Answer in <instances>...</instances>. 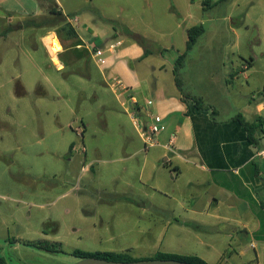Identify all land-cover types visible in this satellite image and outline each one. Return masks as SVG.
Masks as SVG:
<instances>
[{"label":"rangeland","instance_id":"rangeland-1","mask_svg":"<svg viewBox=\"0 0 264 264\" xmlns=\"http://www.w3.org/2000/svg\"><path fill=\"white\" fill-rule=\"evenodd\" d=\"M194 1L189 18L174 16L182 0H0V146L8 153L0 165L6 179L0 186H8L0 190V264H77L74 250L140 259L170 252L164 217L127 200L129 185L141 182L126 157L163 151L145 146L143 119L134 124L125 98L102 82L103 63L92 53L103 50L105 60L116 35L127 40L129 30L170 40L167 19L176 25L186 16V26L205 29L182 71L189 90L206 92L204 101L215 108L255 109L252 98L264 93V0H209L208 7ZM55 2L64 16L52 9ZM182 36L176 29V47L164 52L167 84L170 66L186 50ZM49 38L65 51L56 62L45 48ZM149 48L154 82L161 57L155 44ZM237 70L229 93L225 79ZM28 241L61 243L66 253L50 254Z\"/></svg>","mask_w":264,"mask_h":264},{"label":"crops","instance_id":"crops-1","mask_svg":"<svg viewBox=\"0 0 264 264\" xmlns=\"http://www.w3.org/2000/svg\"><path fill=\"white\" fill-rule=\"evenodd\" d=\"M199 2L203 5V0ZM193 6H196L194 0H182L174 16L192 18ZM60 8L55 2L52 9L64 16ZM186 16L176 25L167 19L171 23L166 22L163 29L170 40L161 43L148 34L132 31L158 47L156 52L161 61L153 67V74L158 76L154 82L146 65L154 54L150 50L145 56L144 47L129 34L127 40L116 35L118 40L110 47L119 42L120 46L114 53H107L100 67L102 82L109 85L110 78L118 77L128 88L121 93L112 91L118 100L125 98L122 105L129 115L135 111L138 119H143V129L152 115L164 119L165 130L158 135L156 146L162 149L161 155L133 153L126 157L127 165L139 172L141 182L140 186L129 185L127 200L140 206L144 214L164 217L162 233L164 238L168 237L170 252L167 253L197 256L208 264H264V210L261 205L264 202V160L256 157L257 151L264 148V126L255 134L258 142L255 145L244 127L233 120L243 114L247 121L254 122L258 117L264 121V93L257 99L252 98L249 107L255 106V109L243 112L238 105L223 109L215 105L218 115L214 122L210 111L198 110L191 100L181 95L175 85V64L170 66L172 79L167 84L161 76L166 67L164 52L176 47V29L182 30L181 40L186 47L190 28L186 26ZM231 32L236 34V29L232 28ZM48 40L55 46L54 57L58 59L57 54L61 57L65 51L58 50L54 38ZM82 47L78 44L76 49ZM45 48L51 52L49 44ZM53 60L56 62L55 58ZM143 65L146 68L142 69ZM228 75L225 82L230 93L229 83L236 79L238 70ZM183 81L187 92L208 101L206 92H192L188 88V78ZM168 145H172L173 152L167 149ZM3 154H8L7 149L0 146V165H3ZM164 172L167 173L162 178ZM8 179L10 190H16L13 180ZM5 180V176L0 175V183L4 184ZM7 187L1 185L0 190H7ZM32 188V183L26 185L27 191L32 192ZM17 189L18 192L23 190Z\"/></svg>","mask_w":264,"mask_h":264},{"label":"trees","instance_id":"trees-1","mask_svg":"<svg viewBox=\"0 0 264 264\" xmlns=\"http://www.w3.org/2000/svg\"><path fill=\"white\" fill-rule=\"evenodd\" d=\"M210 4L209 0H206L203 2L204 7H208ZM205 9V8H204ZM61 14V13H60ZM205 33V29L203 25L194 26L187 31V44H186V50L184 53L180 54L175 62L174 67V76H175V85L181 95L191 100L194 103V106L198 110H204V111H210L211 116L214 120V122H217V115L218 111L211 105L207 104L203 98L193 95L185 90V84L182 78V71L185 68L186 58L189 52H191L194 47L196 46L199 38ZM76 35V33H73ZM128 34L130 38H132L135 42L142 45L145 49V56L150 54V41L147 40L145 37L136 34L132 31H128ZM77 37V36H76ZM251 66V63H250ZM264 91V90H263ZM234 121L239 122L244 129L246 130L248 134V138L250 141H252L255 145H258V142L255 139V134L263 129L264 121L260 117L256 119L254 122L247 121L243 115L239 114L233 118ZM73 145L70 146V150H72ZM262 208L264 210V202L261 203ZM26 246L36 248L38 250H42L45 252H48L50 254H63L66 253L61 248V243H54L49 241H34V242H25ZM72 256L75 258L82 260L87 258H99V259H105L108 261H114V262H137V261H145V260H176V261H182L185 263L190 264H208L203 259L197 257V256H183L178 254H171V253H157L153 258H135L130 253L125 252H88V251H82V250H74L71 253Z\"/></svg>","mask_w":264,"mask_h":264},{"label":"built area","instance_id":"built-area-1","mask_svg":"<svg viewBox=\"0 0 264 264\" xmlns=\"http://www.w3.org/2000/svg\"><path fill=\"white\" fill-rule=\"evenodd\" d=\"M78 19L75 18L74 22H77ZM70 23H73V20L69 19ZM117 46H120V42L116 45H111V47L107 50L106 53H114ZM94 60L97 61V63H103L105 52L101 49H96L95 52L92 53ZM244 69H247V67H244ZM109 82L112 85V89L116 93L125 92L128 90V88L123 84V82L118 77H112ZM136 109V108H135ZM131 119L134 122V124H137L138 117L135 115V111H132L130 113ZM150 123L147 125V127L144 129V132L142 133L143 142L146 147H155L158 145V135L165 130V124L164 119L159 115H152L150 117ZM167 149L170 152H173L172 145H168ZM256 157L258 159L264 160V148L257 151Z\"/></svg>","mask_w":264,"mask_h":264},{"label":"water","instance_id":"water-1","mask_svg":"<svg viewBox=\"0 0 264 264\" xmlns=\"http://www.w3.org/2000/svg\"><path fill=\"white\" fill-rule=\"evenodd\" d=\"M77 264H190L176 260H145L137 262H114L99 258H87L80 260Z\"/></svg>","mask_w":264,"mask_h":264},{"label":"bare ground","instance_id":"bare-ground-1","mask_svg":"<svg viewBox=\"0 0 264 264\" xmlns=\"http://www.w3.org/2000/svg\"><path fill=\"white\" fill-rule=\"evenodd\" d=\"M48 43H49V48H50V50H51V52L53 53V54H55L56 53V50H55V46L50 42V40H48ZM46 46V45H45ZM50 56H52V55H50ZM55 57L53 56V59H54ZM55 65H56V63H55ZM59 69V68H58ZM61 69V68H60Z\"/></svg>","mask_w":264,"mask_h":264}]
</instances>
